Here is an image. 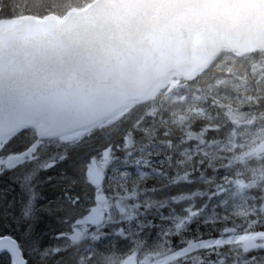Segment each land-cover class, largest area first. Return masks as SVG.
Segmentation results:
<instances>
[{
	"label": "trees",
	"instance_id": "1",
	"mask_svg": "<svg viewBox=\"0 0 264 264\" xmlns=\"http://www.w3.org/2000/svg\"><path fill=\"white\" fill-rule=\"evenodd\" d=\"M94 1L0 0V21L20 15L62 17ZM241 87L258 98L245 105L244 110L259 115L264 111V53L247 58L225 54L204 76L170 87L155 101L134 108L120 121L68 144L67 158L51 171L37 175V182L50 179L46 191L39 194L38 207L55 208L57 202L65 200L66 191L73 198L78 196L79 202L74 207L68 205L64 213L40 212L45 215L39 213L32 232L27 228L21 232L1 228L0 234L15 236L21 242L23 232L31 233L35 243L30 242L39 253V264H90V253L94 259L98 256V264H107L111 255L104 259L100 251L113 249L112 258L116 259L132 254L145 259L222 238L226 230L239 235L263 232L264 193L245 188L243 185L253 177L239 162L233 163L243 150L245 138L254 131L246 125L237 126L227 116L225 106H234L235 101L242 99ZM35 137V131H27L4 151L22 153ZM107 149L111 154L108 161H103L102 153ZM95 164L104 176L101 194L113 208L111 217L102 225H88L91 233L75 248L44 256L46 250L52 249L56 234L98 206V190L88 177ZM26 171L19 173L16 169L0 177V222L1 217L12 213L6 207L19 203L23 208L26 204L25 197L21 198L19 180L28 172L31 175L30 168ZM55 185L58 188H52ZM65 215L70 216L68 224L62 222ZM129 216L133 217L131 221ZM177 225L182 227L178 229ZM92 240L96 242L87 246ZM168 240L173 242L171 246ZM251 256L256 260L261 255L245 253L240 245L224 244L195 252L193 260L194 264H243L244 260L255 264L249 259ZM0 264H10V257L2 255Z\"/></svg>",
	"mask_w": 264,
	"mask_h": 264
},
{
	"label": "water",
	"instance_id": "2",
	"mask_svg": "<svg viewBox=\"0 0 264 264\" xmlns=\"http://www.w3.org/2000/svg\"><path fill=\"white\" fill-rule=\"evenodd\" d=\"M261 52L264 0H97L64 19L22 17L0 26V144L33 129L50 140L91 132L148 103L172 73L192 81L225 53ZM8 126L24 128L10 137ZM90 181L103 184L96 171Z\"/></svg>",
	"mask_w": 264,
	"mask_h": 264
},
{
	"label": "rangeland",
	"instance_id": "3",
	"mask_svg": "<svg viewBox=\"0 0 264 264\" xmlns=\"http://www.w3.org/2000/svg\"><path fill=\"white\" fill-rule=\"evenodd\" d=\"M56 16V15H54ZM21 17V15L19 16ZM16 21V20H15ZM11 24V21H0V26H8ZM80 135H76L73 137H66V138H60V139H55V140H51V141H43V143L40 145V147L38 148V159L37 160H29L27 158H25L23 161H17L16 159H12L11 163L13 165V167L11 169H8L7 167L4 166H0V168H2V172H0V177L3 176V174L6 172V174L8 172H12L15 171L16 169H19V173L22 172H27L26 169L30 168V172L31 175L34 174V178L32 179V181L30 182V184H26V180L25 178L29 176V172L26 173L25 178L23 179H19L20 181V189L22 190V194H21V198L25 197L23 199L28 200V197L30 195L28 188L35 186L36 192L38 194H42L44 191H46V187L45 185L48 184L50 182V179L48 180H40L39 182L35 181L37 179V175L38 174H42V173H46V171L42 170L40 168V165L43 163H53L54 166L47 170V171H51L57 164L62 163L66 158H67V145L71 144V142L76 141L77 139H80ZM5 153V152H4ZM23 154V153H22ZM22 154L19 155H12V154H4L3 156L0 154V159L8 161L10 157H17L20 156ZM61 156L66 157L65 159H61ZM98 166L97 164L94 165V167ZM36 177V178H35ZM33 181H35L34 183H32ZM32 183V184H31ZM59 185V184H58ZM57 185H55L52 188H58L56 187ZM37 197V205L38 201L41 200ZM136 201V200H135ZM4 202L2 203L3 207H6V203L5 205H3ZM21 204L17 203V204H11L10 208L6 207L12 210V213L8 212L7 215H5V217H1V221L0 222V230L1 228L4 230H8V231H15L16 229H18L19 231H23L25 230V227H23L24 221L22 219V206H19ZM2 207V208H3ZM97 210H101V216L102 218L104 217L102 223L105 222V220H108L109 217H111L112 215V210L113 208L111 207L110 209V205L107 204L105 206H96L94 207ZM10 215V217L8 216ZM45 215L41 214V216ZM101 223V224H102ZM20 225V226H19ZM102 227V226H99ZM15 229V230H14ZM72 232V231H71ZM264 233V232H263ZM32 238V239H31ZM251 238H255L259 241L260 245H264V234L260 233V234H244L242 236H236V237H230V239L227 240H220V244H215L214 241H212V243L209 242H205L203 244H206V247L203 248H193L190 252L186 253L184 256L185 257L187 255H191L192 253L199 251V250H203V249H209L212 248L214 246H219L223 243H236V244H241V246H244V244L246 243V241H248ZM33 242V236H31V233L29 232H25L22 234L21 236V245L24 249L25 254L28 255L29 259L31 261V264H38V260H39V253L36 249V247L34 245H31V242ZM98 242V240H97ZM35 243V242H33ZM59 246L58 248H60L61 250L63 249H68L70 248L73 244L70 245V243H66V242H58ZM111 251V252H110ZM109 252L105 253L104 251H100V256H102L104 259L110 257L109 262L113 261L114 264H122L123 259L120 260L116 259V258H112V254H113V249H110ZM264 254V253H263ZM173 254H167L166 252H161L157 255H153V256H149L145 259H140V262L138 264H141V262L146 261V264H157L158 261H166L167 264H173L176 261H181V257H177L175 260H168L167 258L169 256H172ZM37 261V262H36Z\"/></svg>",
	"mask_w": 264,
	"mask_h": 264
},
{
	"label": "snow or ice",
	"instance_id": "4",
	"mask_svg": "<svg viewBox=\"0 0 264 264\" xmlns=\"http://www.w3.org/2000/svg\"><path fill=\"white\" fill-rule=\"evenodd\" d=\"M24 127H13L8 126L7 133L9 136H15L18 135L20 131L23 130ZM43 143V138L37 133L34 142L31 144V146L20 156L17 157H10L8 161L0 159V166L7 167L8 169H11L13 167L11 161L12 159H16L17 161H23L25 158L29 160H37L38 157V148ZM107 155V153H105ZM66 157L61 156V159H65ZM54 166L53 163H43L40 165V168L44 171H47L51 169ZM0 172H2V168H0ZM91 176V173H88V177ZM34 178V174L30 175L25 178L26 184H30L32 179ZM75 184V182H73ZM28 191L30 193L27 203L24 205L22 209V219L24 221L23 227L27 228L29 232H32L36 226V222L39 219V213L40 212H47L49 215H55L59 213H64L66 211V207L68 205H71L74 207L79 202V197H71L68 195L67 191L65 192V200L63 202H57L56 207L53 208L51 205H48L44 208H40L37 205V197L38 194L36 192L35 186L29 187ZM155 191V189H153ZM136 208H140L139 204L135 205ZM92 212H95V208L91 209ZM123 211V209H122ZM195 215V213H193ZM91 219V216L86 215L82 217H78L75 220H72L70 223V227L72 229L71 234L68 233H62V236H65L69 238L71 241L75 242L80 238L82 235V232L80 230L82 225H87L88 221ZM133 219L132 216L128 217V220L131 221ZM70 221V216L65 215L62 217V222L65 224H68ZM182 227V225H177V228L179 229ZM84 232L89 231L88 227L83 228ZM264 234V233H262ZM120 235H123L121 232ZM165 236L171 235V233H165ZM93 239H96L95 236H93ZM172 241L168 240L167 244L168 246L172 245ZM212 243V242H209ZM215 244H220V240L214 241ZM206 247V244H192L190 246H186L183 249L177 250L172 256H169L168 260H175L177 257H182L186 253L190 252L193 248H203ZM248 251L252 252H261L264 251V247L257 246V244L253 243L250 246L246 247ZM61 251L60 248H53L50 250H46L43 255L47 256L49 254H58ZM0 254H7L10 256V264H28L27 259L24 257V249L21 245V242L12 235H3L0 234ZM88 259L91 261L94 259V255L92 253L89 254ZM250 260H255V256L249 257ZM129 260L134 261L135 255L129 257ZM123 264H128V261H123ZM141 264H146V261L141 262ZM157 264H167L166 261H158ZM220 264H224L223 261H220Z\"/></svg>",
	"mask_w": 264,
	"mask_h": 264
},
{
	"label": "clouds",
	"instance_id": "5",
	"mask_svg": "<svg viewBox=\"0 0 264 264\" xmlns=\"http://www.w3.org/2000/svg\"><path fill=\"white\" fill-rule=\"evenodd\" d=\"M229 71L231 72L232 69H229ZM240 91L242 99L235 101L234 106L233 103L225 106L228 109L227 116L237 126L246 125L253 128L254 131L245 138L243 150L235 156L233 163L239 162L253 177L250 183L243 185L245 188L257 189L264 193V111H261L259 115L245 111V105L257 102L258 98L248 95L247 89L243 87ZM260 246L264 247V245ZM244 251L246 253L247 249H244ZM243 264H249V261L244 260ZM255 264H264V256L257 258Z\"/></svg>",
	"mask_w": 264,
	"mask_h": 264
},
{
	"label": "bare ground",
	"instance_id": "6",
	"mask_svg": "<svg viewBox=\"0 0 264 264\" xmlns=\"http://www.w3.org/2000/svg\"><path fill=\"white\" fill-rule=\"evenodd\" d=\"M32 1V0H31ZM175 79V76H174V73H172L165 82L159 84V87L158 89H153L151 90V92L146 96L145 100L144 101H148L151 102V101H154L155 99H152L154 95H156L160 90H162L164 87H166V85L171 81ZM162 86V87H161ZM147 104V103H145ZM50 177V176H49ZM45 178V177H44ZM22 191V190H21ZM170 197V196H169ZM1 200V199H0ZM204 201V200H203ZM201 204V203H200ZM204 205V204H203ZM12 211V210H11ZM156 213V212H155ZM159 213V212H158ZM2 214V213H1ZM41 214V213H40ZM40 216V215H39ZM170 221V220H169ZM158 222V221H157ZM37 223V222H36ZM158 224V223H157ZM20 226V225H19ZM167 226V225H166ZM160 228V227H159ZM204 228V226H203ZM21 232V231H20ZM13 233V232H12ZM24 233V232H23ZM56 234V233H55ZM4 235V234H3ZM36 238V237H35ZM60 247V246H59ZM75 248V247H74ZM69 251V250H68ZM111 252V251H110ZM66 254V253H65ZM79 254V253H78ZM73 255V254H72ZM46 258V257H45ZM47 259V258H46ZM78 259V258H77ZM41 260V259H40ZM39 261V260H38ZM43 261V260H42ZM64 261V260H63ZM62 261V262H63ZM37 262V261H36ZM44 263V262H43ZM39 264V263H38ZM42 264V263H41Z\"/></svg>",
	"mask_w": 264,
	"mask_h": 264
},
{
	"label": "flooded vegetation",
	"instance_id": "7",
	"mask_svg": "<svg viewBox=\"0 0 264 264\" xmlns=\"http://www.w3.org/2000/svg\"><path fill=\"white\" fill-rule=\"evenodd\" d=\"M183 257H181L180 259H182ZM177 262V261H176ZM187 263V262H186Z\"/></svg>",
	"mask_w": 264,
	"mask_h": 264
}]
</instances>
